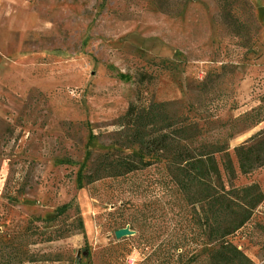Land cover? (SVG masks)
Listing matches in <instances>:
<instances>
[{"label":"rangeland","instance_id":"obj_1","mask_svg":"<svg viewBox=\"0 0 264 264\" xmlns=\"http://www.w3.org/2000/svg\"><path fill=\"white\" fill-rule=\"evenodd\" d=\"M139 94L227 142L226 188L263 199L226 240L264 264V166L235 154L264 138V0H0V264H214L217 212L167 158L88 183L139 153L122 126Z\"/></svg>","mask_w":264,"mask_h":264},{"label":"trees","instance_id":"obj_2","mask_svg":"<svg viewBox=\"0 0 264 264\" xmlns=\"http://www.w3.org/2000/svg\"><path fill=\"white\" fill-rule=\"evenodd\" d=\"M139 80L151 81L152 76L141 72ZM166 106V103L157 102L145 104L139 94L122 118L125 147L138 146L139 153L118 158L113 154H105L98 159L93 171L86 175L88 183L105 174L122 176L146 168L153 163L151 158H147L152 155L165 157L175 169L176 182L187 192L188 197L193 198L188 190L193 187L194 181L198 182L203 190L200 199H207L210 211L217 212V226L213 228L216 232L209 233L210 237H217L221 241L212 254L214 264H252L250 258L226 237L250 220L253 208L262 201L263 194L253 193V187L227 189L222 169L229 180L237 177L227 142L200 140L198 124L168 115ZM263 134L264 130L251 137L250 141ZM218 154H221L222 168L217 159ZM235 154L243 173L264 166V138L256 143L246 142L235 147Z\"/></svg>","mask_w":264,"mask_h":264},{"label":"water","instance_id":"obj_3","mask_svg":"<svg viewBox=\"0 0 264 264\" xmlns=\"http://www.w3.org/2000/svg\"><path fill=\"white\" fill-rule=\"evenodd\" d=\"M132 233H133V231L130 230L129 228H121L115 232V235L117 238H121L122 236L129 235ZM80 261H81V258L78 257L77 264H80Z\"/></svg>","mask_w":264,"mask_h":264}]
</instances>
